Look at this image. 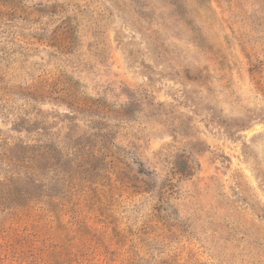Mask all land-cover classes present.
I'll return each mask as SVG.
<instances>
[{
    "label": "rangeland",
    "instance_id": "374dc122",
    "mask_svg": "<svg viewBox=\"0 0 264 264\" xmlns=\"http://www.w3.org/2000/svg\"><path fill=\"white\" fill-rule=\"evenodd\" d=\"M68 150L0 264H264V0H0V180Z\"/></svg>",
    "mask_w": 264,
    "mask_h": 264
},
{
    "label": "trees",
    "instance_id": "16d2710c",
    "mask_svg": "<svg viewBox=\"0 0 264 264\" xmlns=\"http://www.w3.org/2000/svg\"><path fill=\"white\" fill-rule=\"evenodd\" d=\"M94 125L98 120L94 119ZM67 155L63 152H59L58 155L46 156L45 153L39 154V160H31L28 157L19 160V163L11 164L10 167H15L9 175H6L4 179L0 180V209L5 210L7 208H19L29 203L32 200L41 196H47L48 194H37V189L34 181L32 180V168L37 163L45 166L51 159L57 158L58 161L49 165L48 167L55 171L59 176L56 181H65V172L67 169L76 170L74 165L77 161H74V157L78 156L76 152L67 151ZM69 158H68V157ZM75 157V158H76ZM9 165V164H8ZM69 165V166H68ZM72 165V166H71ZM68 166V167H67ZM71 167V168H69ZM75 178V177H73ZM61 186L62 184L57 183ZM61 193V188H55L54 196H58Z\"/></svg>",
    "mask_w": 264,
    "mask_h": 264
}]
</instances>
